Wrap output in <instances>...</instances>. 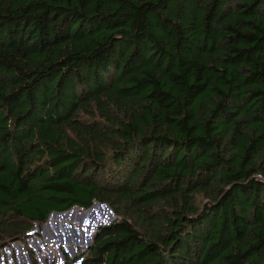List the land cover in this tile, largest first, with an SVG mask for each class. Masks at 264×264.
<instances>
[{"label": "trees", "instance_id": "trees-1", "mask_svg": "<svg viewBox=\"0 0 264 264\" xmlns=\"http://www.w3.org/2000/svg\"><path fill=\"white\" fill-rule=\"evenodd\" d=\"M96 200L63 264H264V0H0V264Z\"/></svg>", "mask_w": 264, "mask_h": 264}, {"label": "rangeland", "instance_id": "rangeland-1", "mask_svg": "<svg viewBox=\"0 0 264 264\" xmlns=\"http://www.w3.org/2000/svg\"><path fill=\"white\" fill-rule=\"evenodd\" d=\"M79 208V207H78ZM75 210V213H72L69 217H56L52 218L51 221L53 223L51 226L47 227V235L43 234L41 231V236L37 235L36 231L35 235L32 238H29V243L32 245L36 251L39 260L42 263H45V259L51 261L52 257L55 258L57 264H63L64 259L62 257V254H60L62 246L66 248L67 251H69L68 247L72 246H78L74 241H70L73 237H75L77 234L82 236L85 232V228L88 225H94V223L85 221L83 222L80 220L78 216L79 212H83L86 209ZM97 215H104L109 214L108 211L105 209H99L96 212ZM95 214V215H96ZM110 215V214H109ZM94 217V216H93ZM88 218V217H87ZM90 220V218H88ZM84 229V230H83ZM80 247V246H79ZM83 248V247H82ZM13 250L16 257L17 264H30L29 263V256L26 253V251L23 248V245L21 243H15L13 244ZM5 254L8 257V264H13L12 261V251L10 248H6ZM62 252V251H61ZM69 253L72 254V252L69 251ZM1 264H6L5 259H1Z\"/></svg>", "mask_w": 264, "mask_h": 264}, {"label": "water", "instance_id": "water-1", "mask_svg": "<svg viewBox=\"0 0 264 264\" xmlns=\"http://www.w3.org/2000/svg\"><path fill=\"white\" fill-rule=\"evenodd\" d=\"M78 206H73L71 209L63 211V212H59V211H53L50 213L49 215V219L48 221L44 222L42 225V233L43 234H48L47 232V227L51 226V224L53 223V221H51L52 218H56V217H69L72 213H75V210H77ZM99 209H105L106 211L109 212V214H104L103 216H96V212ZM79 210V208H78ZM79 218L85 222L87 221V217L90 218V220H88L89 222L94 223V225H88L85 228V233L80 236V235H76L75 237H73L70 241H74L78 246L83 247V249H85L86 247H88L89 245L92 244L93 239H94V234L97 231L98 227L102 226V225H106L109 224L111 221L115 220L116 215L114 213V211L112 210V208L105 203H101L99 201H94V203L92 204L91 207H89L88 209H86L83 212H79L78 213ZM94 216V217H93ZM37 231V228L34 230ZM17 244V243H16ZM69 251L72 252V255L75 254V250L72 246L68 247ZM68 251V252H69ZM62 252L60 251V254ZM62 257L64 259V256L62 254ZM53 259V257H52ZM29 263L32 264L30 258H29ZM23 264V263H22Z\"/></svg>", "mask_w": 264, "mask_h": 264}, {"label": "bare ground", "instance_id": "bare-ground-1", "mask_svg": "<svg viewBox=\"0 0 264 264\" xmlns=\"http://www.w3.org/2000/svg\"><path fill=\"white\" fill-rule=\"evenodd\" d=\"M96 216H103V214L102 215H97L96 214ZM77 218H79V217H77ZM89 218V217H88ZM88 218L86 219L87 221H88ZM80 219V218H79ZM81 220V219H80ZM84 230V229H83ZM85 231V230H84Z\"/></svg>", "mask_w": 264, "mask_h": 264}, {"label": "built area", "instance_id": "built-area-1", "mask_svg": "<svg viewBox=\"0 0 264 264\" xmlns=\"http://www.w3.org/2000/svg\"><path fill=\"white\" fill-rule=\"evenodd\" d=\"M83 210V208H81Z\"/></svg>", "mask_w": 264, "mask_h": 264}]
</instances>
